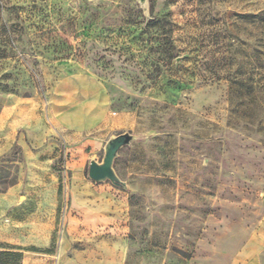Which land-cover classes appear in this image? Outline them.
Segmentation results:
<instances>
[{
  "label": "rangeland",
  "instance_id": "obj_1",
  "mask_svg": "<svg viewBox=\"0 0 264 264\" xmlns=\"http://www.w3.org/2000/svg\"><path fill=\"white\" fill-rule=\"evenodd\" d=\"M254 237L264 0H0V264H247Z\"/></svg>",
  "mask_w": 264,
  "mask_h": 264
},
{
  "label": "water",
  "instance_id": "obj_2",
  "mask_svg": "<svg viewBox=\"0 0 264 264\" xmlns=\"http://www.w3.org/2000/svg\"><path fill=\"white\" fill-rule=\"evenodd\" d=\"M141 5H144L146 0H138ZM132 140V136L129 134H121L116 137H112L108 140L104 146V157L100 163L91 161L88 167V178L95 182L100 183L109 181L113 185L120 183L119 179L114 173L112 168L113 161L117 155L118 150L129 144Z\"/></svg>",
  "mask_w": 264,
  "mask_h": 264
},
{
  "label": "crops",
  "instance_id": "obj_3",
  "mask_svg": "<svg viewBox=\"0 0 264 264\" xmlns=\"http://www.w3.org/2000/svg\"><path fill=\"white\" fill-rule=\"evenodd\" d=\"M264 237H254L250 239L247 245L244 247L242 254H249L254 250L255 254L248 256L250 257L247 264H264L262 260V255H264ZM262 247V248H261ZM247 257V256H246Z\"/></svg>",
  "mask_w": 264,
  "mask_h": 264
},
{
  "label": "trees",
  "instance_id": "obj_4",
  "mask_svg": "<svg viewBox=\"0 0 264 264\" xmlns=\"http://www.w3.org/2000/svg\"><path fill=\"white\" fill-rule=\"evenodd\" d=\"M0 255L14 257V254L12 253H0Z\"/></svg>",
  "mask_w": 264,
  "mask_h": 264
}]
</instances>
